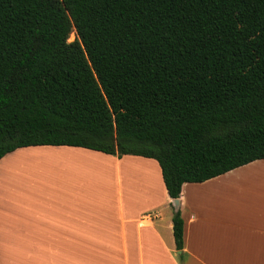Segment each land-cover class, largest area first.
<instances>
[{"label": "trees", "instance_id": "trees-1", "mask_svg": "<svg viewBox=\"0 0 264 264\" xmlns=\"http://www.w3.org/2000/svg\"><path fill=\"white\" fill-rule=\"evenodd\" d=\"M36 146L155 160L172 200L264 160V0H0V160Z\"/></svg>", "mask_w": 264, "mask_h": 264}, {"label": "crops", "instance_id": "crops-1", "mask_svg": "<svg viewBox=\"0 0 264 264\" xmlns=\"http://www.w3.org/2000/svg\"><path fill=\"white\" fill-rule=\"evenodd\" d=\"M29 157L39 166L26 172L19 162ZM126 168L127 194L117 178ZM87 171L105 174V187ZM179 202L183 253L155 160L68 146L17 149L0 160V264H264V160L186 183Z\"/></svg>", "mask_w": 264, "mask_h": 264}, {"label": "rangeland", "instance_id": "rangeland-1", "mask_svg": "<svg viewBox=\"0 0 264 264\" xmlns=\"http://www.w3.org/2000/svg\"><path fill=\"white\" fill-rule=\"evenodd\" d=\"M75 34L74 33H72L71 34V36H70V39H69V41L70 42H72V41H74L75 40ZM11 160H13V159H11ZM11 160L10 161H7V163L6 164H10L11 163ZM87 163H88V165H94L95 167L97 166V167H100V162L99 161H97V160H95V159H91V158H89V157H87ZM19 164L20 165H23V167H25V166H28V169L27 170H25L26 172L27 171H30V170H32L31 169V166L33 165V166H35V167H37L38 168V164H39V159H34V158H32V157H29L28 158V160H26V161H23L22 160V162H19ZM35 169V168H34ZM101 169V168H100ZM144 169H146V170H148L147 168H144ZM37 171H38V169H36ZM145 170V171H146ZM101 171H104L103 169H101ZM118 171V170H117ZM140 171V170H139ZM105 172V171H104ZM103 172V173H104ZM121 172H122V174L120 173V172H118L117 174H118V176H117V178H118V180L120 181V178H121V180H122V184H123V191H124V193L125 194H127L126 192H127V183L129 184V179L127 180V176L128 175H126L127 174V172H128V168H126V169H121ZM109 174H112V175H109V179H110V183H111V185H109L110 186V195L111 196H113L115 193H116V189L118 188L116 185H114L115 184V182H116V174H115V171L114 172H112V173H109ZM88 175H90V176H92L94 179H97V181H100V182H95V183H99V184H101V188L103 189V187H105V186H103V184H105V174H103V175H99V174H96V172H91V171H87V176ZM43 179L45 178V175L42 177ZM132 182L133 181H135V179H132L131 180ZM113 184V185H112ZM100 187V186H99ZM137 187V185L135 186V189H137L136 188ZM116 188V189H115ZM139 188H140V186H139ZM134 189V190H135ZM140 189H145V186H143L142 188H140ZM136 191V190H135ZM109 193H107L108 195H109ZM31 194V192H29L27 195H30ZM100 195L101 194H103L102 192L101 193H99Z\"/></svg>", "mask_w": 264, "mask_h": 264}, {"label": "water", "instance_id": "water-1", "mask_svg": "<svg viewBox=\"0 0 264 264\" xmlns=\"http://www.w3.org/2000/svg\"><path fill=\"white\" fill-rule=\"evenodd\" d=\"M173 206H174L175 209L179 208V206H180L179 199L178 200H173Z\"/></svg>", "mask_w": 264, "mask_h": 264}]
</instances>
